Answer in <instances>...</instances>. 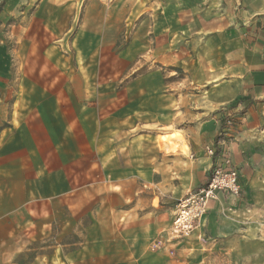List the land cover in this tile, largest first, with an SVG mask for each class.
<instances>
[{"label": "rangeland", "instance_id": "1", "mask_svg": "<svg viewBox=\"0 0 264 264\" xmlns=\"http://www.w3.org/2000/svg\"><path fill=\"white\" fill-rule=\"evenodd\" d=\"M180 8L174 0H0V175L30 180L34 209L21 264L36 253L48 264H134L133 255L159 251L152 264L176 256L264 264V226L250 248L211 249L205 235H192L197 228L171 233L188 176L202 167L185 135L204 116L223 54L195 43L203 36L186 30L205 21L181 19ZM222 17L206 22L233 27ZM160 204L174 209L154 234L144 215Z\"/></svg>", "mask_w": 264, "mask_h": 264}, {"label": "crops", "instance_id": "2", "mask_svg": "<svg viewBox=\"0 0 264 264\" xmlns=\"http://www.w3.org/2000/svg\"><path fill=\"white\" fill-rule=\"evenodd\" d=\"M174 3L181 6V19L205 21L201 31L194 27L186 30L190 36H203L195 43L204 49L214 46L220 50L216 52L223 53L219 54L222 63L214 73L221 78L206 90V108L200 111L204 116L194 122L185 135L188 152L201 160L202 167L192 168L193 174L188 176L189 182L181 194L186 195L205 183L215 161L206 147L216 143L228 114L236 119L227 147L238 169L240 196L220 192L209 202L200 227L192 235H205L211 249L219 244L256 247L262 243L260 232L264 226V0H203L202 5L196 0H187L184 5L188 3L189 7H183L182 0H174ZM223 15L233 27L217 28L218 23H215L212 28L209 24L213 23L206 22L220 21ZM207 75L208 72L201 84L207 85ZM186 164L191 166V163ZM29 185L30 180L0 175V264H21V259L31 250L22 240L23 228L33 223ZM173 209L160 204L146 212L144 218L156 224L154 234L171 223ZM126 247L129 250L130 243L127 242ZM154 255L157 256L133 255V263L143 264L137 261L145 259L152 264L158 255L165 253L159 251ZM29 256L25 264L49 263L48 255L45 261L41 259L44 255ZM181 258H166L164 264H181Z\"/></svg>", "mask_w": 264, "mask_h": 264}, {"label": "built area", "instance_id": "3", "mask_svg": "<svg viewBox=\"0 0 264 264\" xmlns=\"http://www.w3.org/2000/svg\"><path fill=\"white\" fill-rule=\"evenodd\" d=\"M235 120L233 115L228 114L223 120L216 143L206 147V152L214 156L215 161L205 183L188 192L176 204L171 225L174 236L192 234L201 225L209 202L216 199L220 192L233 197L240 196L238 169L234 166L227 147Z\"/></svg>", "mask_w": 264, "mask_h": 264}]
</instances>
